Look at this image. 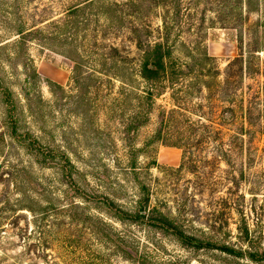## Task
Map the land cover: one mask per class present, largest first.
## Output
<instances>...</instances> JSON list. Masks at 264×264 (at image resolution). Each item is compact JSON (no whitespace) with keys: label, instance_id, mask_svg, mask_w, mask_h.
I'll return each instance as SVG.
<instances>
[{"label":"trees","instance_id":"1","mask_svg":"<svg viewBox=\"0 0 264 264\" xmlns=\"http://www.w3.org/2000/svg\"><path fill=\"white\" fill-rule=\"evenodd\" d=\"M86 8H95L97 13L79 22L77 16ZM69 12L74 16L71 26L67 23L49 33L35 26L20 28L19 39L13 43H26L27 36L41 33L44 44L53 42L67 48L66 56L73 64L68 88L55 82L49 84L54 86V91L64 93L76 112L83 110L86 114L93 109L98 115L101 108L89 93L94 92L95 99H99L105 90L109 98L118 83L119 94L102 108L110 113L121 109L124 116L127 108L128 119H144L139 123L143 125L155 110L158 98L170 92L169 109L160 106L162 119L154 138L183 150L182 163L176 170L187 168L195 172L201 186L208 176L207 166L211 164L201 154L207 147L216 142L217 160L221 163L225 160L233 168L230 157L237 147L244 149L245 146L249 152L248 142L250 148L257 135L261 134L264 139V0H83ZM153 13L158 14L159 24L153 22ZM216 30L231 32L238 47L237 55L223 71L206 46L210 31ZM120 35L123 43L116 39ZM108 36L116 41H107ZM4 44L7 47L8 42ZM178 47L183 50L181 55ZM28 64L26 80L37 86L41 81L40 73L35 65ZM31 89L25 88L29 103L34 100ZM203 92L207 93L205 97ZM0 95L8 135L30 156L39 155V159L32 158V163L43 168L56 167L66 186L60 197L51 193L48 195L51 199L45 204L36 202L38 210L33 205L22 204L23 196L11 201L9 197L14 195L9 190L4 192L0 201L3 203L0 205V263L2 256L8 257L9 250L17 248L18 255L10 256L13 259L10 264H25V260L26 264L40 261L42 264H115V261L172 264L173 259L168 261L160 256L163 246L132 233L128 229L131 226L171 235L184 246H215L237 253L228 244L196 235L184 220L153 203L152 187L146 179H136L139 195L131 207L120 204L102 184L83 188L74 175L75 170L80 173L79 168L62 142L56 138L44 140L32 130L19 129L20 118L16 116L19 100L1 77ZM205 99L209 101L207 105L203 103ZM190 106L193 108L189 109ZM30 110L34 115L33 109ZM176 113L183 116V122L173 119ZM187 113L198 115V120ZM171 123L176 125V130ZM234 126L236 129L232 130ZM146 168H151L149 163ZM229 172L232 175V171ZM227 178L238 185L235 175ZM72 187L85 200L106 206L121 227L101 215L85 213V207L70 196ZM32 194L35 193L32 191ZM24 210L32 212L30 222L35 224L39 223L38 213L42 214V219L46 215H69L70 233L65 228L56 230L53 222L39 223V229L32 233L29 226L24 225L29 221L27 215L23 217ZM46 226L53 227L50 230L56 237L50 238ZM244 231L248 237L249 229Z\"/></svg>","mask_w":264,"mask_h":264},{"label":"rangeland","instance_id":"2","mask_svg":"<svg viewBox=\"0 0 264 264\" xmlns=\"http://www.w3.org/2000/svg\"><path fill=\"white\" fill-rule=\"evenodd\" d=\"M82 1L0 0V42L5 41L0 47V77L19 100L16 110V116L20 118L19 129L32 130L44 137V140L56 138L62 142L79 168L80 173L75 170L74 175L83 188L90 189L97 183L102 184L120 204L131 207L139 195L136 179H146L152 187L153 203H158L164 211L184 220L187 228L196 235L228 244L237 251H224L215 246H184L171 235L148 227L128 228L143 239H153L163 246L164 251L160 256L168 261L173 259L172 264H264V139L261 134L256 136L250 148L248 142L249 152L245 146L244 149L237 147L230 157L234 162L233 168H230L225 160L222 163L217 160L216 142L207 147L201 154L207 157L211 164L207 166L208 176L201 186V180L195 172L187 168L176 170L182 163L183 150L163 144L154 138L162 119L161 115L159 117L160 106L169 109L170 92L167 91L158 98L155 110L143 125L139 123L144 119H128L130 111L127 108L125 116L121 109L110 113L102 108L108 106L110 100L119 94L118 83L114 87L113 96L109 98L105 96V90L99 99H95L94 92L89 93V96L98 102L97 105L93 100L95 105L101 108L98 115L93 109L91 113L86 114L83 110L76 112L67 98H64V93L54 91V86L49 84L55 82L68 88L73 64L66 56L67 48L53 42L44 44L41 33L27 36L26 43H13L19 39L17 32L20 28L29 29L35 26L49 33L67 23L71 26L74 16L69 9ZM95 13L97 9L86 8L85 11L79 12L77 20L86 21L85 19L91 18ZM157 15L153 13L152 16L155 24L160 23ZM234 38L231 32L225 30L210 31L208 35V52L217 59L222 71L238 53ZM106 39L109 42L116 39L118 43L124 41L121 35L120 38L108 36ZM6 42L7 47L4 44ZM182 52L181 47H178V53L181 55ZM27 63L30 67L35 65L40 73L41 81L37 86L29 84L26 80ZM26 87L32 88L30 95L34 100L32 99L31 104L27 100ZM202 94L204 97L207 95L206 92ZM208 102L207 99L203 100L205 105ZM30 109H33L34 115ZM4 110L0 95V201L4 192L9 190L11 195H14L9 197V200L23 196L22 204L33 205L34 209L38 210L39 204L36 202L42 201L41 203L45 204L47 199H51L48 197L51 193L60 197L66 186L56 167L43 168L37 163H32V158L39 159V155L30 156L12 140L3 124ZM187 115L193 120L199 118L196 114ZM173 119L183 122L184 118L176 113ZM171 127L177 129L174 123H171ZM234 129L235 126L232 127V130ZM174 133L179 135L178 132ZM148 163L150 169L146 168ZM132 167L138 169L133 171ZM242 170L245 173L241 174ZM233 175L236 176L237 182L239 180L238 185L227 178H232ZM98 178L103 182H99ZM72 188L70 196L85 207V213L101 215L121 227V223L106 206L85 200L80 192ZM32 191L35 194L31 195ZM23 212V217L27 215L29 220L24 225L29 226L32 233L39 229L41 222L44 225L53 222L56 230L65 228L70 233L67 228L70 223L69 215L52 214L54 216L46 215V218L42 219V214L38 213L36 215L39 223L35 224L30 222L32 212ZM46 227L50 238L56 237L50 230L53 227ZM245 228L249 229L248 237L245 236ZM7 254L8 257H1L3 259L0 264H10V256L18 255V249H10ZM39 264H42L41 261ZM115 264L123 262L115 261Z\"/></svg>","mask_w":264,"mask_h":264}]
</instances>
